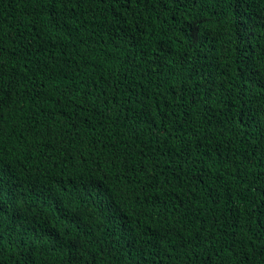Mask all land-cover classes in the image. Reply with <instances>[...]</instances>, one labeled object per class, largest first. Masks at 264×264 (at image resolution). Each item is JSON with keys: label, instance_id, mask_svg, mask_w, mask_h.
Returning a JSON list of instances; mask_svg holds the SVG:
<instances>
[{"label": "trees", "instance_id": "obj_1", "mask_svg": "<svg viewBox=\"0 0 264 264\" xmlns=\"http://www.w3.org/2000/svg\"><path fill=\"white\" fill-rule=\"evenodd\" d=\"M0 264H264V0H0Z\"/></svg>", "mask_w": 264, "mask_h": 264}]
</instances>
